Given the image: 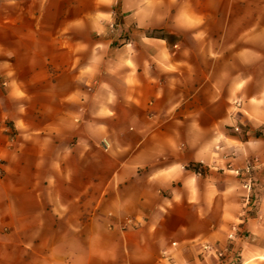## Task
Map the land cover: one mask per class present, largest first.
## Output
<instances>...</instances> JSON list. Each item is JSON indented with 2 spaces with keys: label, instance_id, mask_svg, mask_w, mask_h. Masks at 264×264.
I'll return each mask as SVG.
<instances>
[{
  "label": "crops",
  "instance_id": "crops-1",
  "mask_svg": "<svg viewBox=\"0 0 264 264\" xmlns=\"http://www.w3.org/2000/svg\"><path fill=\"white\" fill-rule=\"evenodd\" d=\"M240 19L226 45L224 0H0V264H264V15Z\"/></svg>",
  "mask_w": 264,
  "mask_h": 264
},
{
  "label": "rangeland",
  "instance_id": "rangeland-1",
  "mask_svg": "<svg viewBox=\"0 0 264 264\" xmlns=\"http://www.w3.org/2000/svg\"><path fill=\"white\" fill-rule=\"evenodd\" d=\"M264 0H224V15H225V44L232 45L235 41L234 37L239 32L244 29V23L240 18L243 16L249 15H264V9L262 6ZM150 33V32H148ZM152 33V32H151ZM156 35H163L162 32H153ZM238 127V131H235L234 128L230 130V133L238 136L240 139H246V131L247 127L236 126ZM99 233V232H98ZM90 252H93L94 258H104V246H100V244L94 245V247L90 248ZM84 253V249L82 248V254Z\"/></svg>",
  "mask_w": 264,
  "mask_h": 264
},
{
  "label": "built area",
  "instance_id": "built-area-1",
  "mask_svg": "<svg viewBox=\"0 0 264 264\" xmlns=\"http://www.w3.org/2000/svg\"><path fill=\"white\" fill-rule=\"evenodd\" d=\"M109 28L112 30V31H116L118 29V26L116 23H111L109 25ZM235 131H238V127H235L234 128ZM254 161L255 160H252V161H248L243 169H234V173L236 176L238 177H244L243 178V181H242V186L249 192L250 189H251V173H252V168H253V165H254ZM228 166L230 167V164H228ZM240 224L238 225H234L228 236H227V239L228 241L231 243L230 244V248L235 245L234 243L237 242V240H239L240 236H241V233L242 231L240 230ZM175 243H172V246H174ZM203 250L208 252V251H213L214 254H215V257H216V262L215 263H212V264H227V261H228V252L226 250H220V249H216L214 248L213 246L209 245V244H203L202 246ZM163 258V262L164 264H174L172 262V259H171V256L169 253H164L162 255ZM203 264H210V263H203Z\"/></svg>",
  "mask_w": 264,
  "mask_h": 264
}]
</instances>
